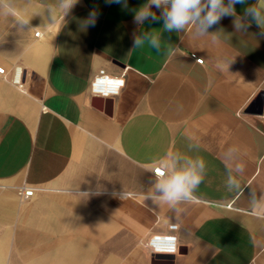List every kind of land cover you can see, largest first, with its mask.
Instances as JSON below:
<instances>
[{"label": "crops", "instance_id": "1", "mask_svg": "<svg viewBox=\"0 0 264 264\" xmlns=\"http://www.w3.org/2000/svg\"><path fill=\"white\" fill-rule=\"evenodd\" d=\"M59 3L0 0V232L7 243L22 234L20 249L35 251L0 264H264V213L250 204V192L264 195L262 29L252 22L238 32L236 17L225 16L197 37L194 27L166 31L163 7L151 8L158 20L136 23L148 0H78L66 15L50 13ZM250 6L264 0L234 5L236 16ZM93 10L95 25L84 27ZM145 33L159 51L147 41L134 48ZM218 59L232 60L228 70ZM100 69L126 71V83L111 103L94 105ZM198 157L206 169L196 201L179 211L157 203L154 168L171 176ZM229 175L242 194L229 189ZM21 186L34 195L22 199ZM172 223L179 253L156 259L142 242Z\"/></svg>", "mask_w": 264, "mask_h": 264}, {"label": "clouds", "instance_id": "2", "mask_svg": "<svg viewBox=\"0 0 264 264\" xmlns=\"http://www.w3.org/2000/svg\"><path fill=\"white\" fill-rule=\"evenodd\" d=\"M109 4H121L127 7V0H106ZM78 3V0H60L58 9L54 6L49 7L50 13H55L57 10L66 15ZM246 0H228L227 4L224 0H148V3L135 11L134 21L142 24L145 20L151 19L156 21L159 17L151 11L152 6L156 8L163 7L162 17L164 19V29L166 31H182L189 27L195 28V35L203 37L209 35L208 29L217 25L225 16L236 17L233 21L236 31L247 30V27L255 22L262 31L261 36H264V8L259 6H250L244 9V17L236 16L234 5L244 4ZM10 14L23 25H29L31 17L22 16L16 10H11ZM97 12L93 10L88 19L84 22V27L95 25ZM251 20L245 24L243 22L246 18ZM53 21H56L55 15L52 16ZM38 28H34L35 30ZM151 48L157 51L160 49L158 39L151 33H145L143 37L136 36L134 39V48H139L145 45V42ZM211 43L218 45L220 43L219 37L216 33L211 34ZM174 53L179 51V48L172 50ZM232 60L218 59L216 68L220 71L228 70ZM234 150V149H233ZM206 169V162L202 157L195 160L189 159L187 167L171 176L166 175L165 170L156 169L158 172L157 183L155 184V191L159 193L155 197L157 203L167 205L168 207L179 211L177 205L182 202H195V190L204 181V172ZM239 172H243L244 166L239 165ZM228 186L231 190L233 187L238 190V194H242L240 182L235 177L229 175ZM122 196L121 198H123ZM250 204L254 214L264 213V195L257 197L254 192H250ZM145 199L150 198L145 196Z\"/></svg>", "mask_w": 264, "mask_h": 264}, {"label": "built area", "instance_id": "3", "mask_svg": "<svg viewBox=\"0 0 264 264\" xmlns=\"http://www.w3.org/2000/svg\"><path fill=\"white\" fill-rule=\"evenodd\" d=\"M40 32H36V36H39ZM198 63H203V59L197 57L196 54L192 53ZM0 76L6 77L7 72L5 67L0 66ZM125 76L126 71H123L120 75H112L107 73L104 69L94 76L91 81V93L93 96H99L102 98H114L118 96L121 90L125 86ZM22 75L20 69L17 67L13 81L16 83L21 82ZM261 116L264 117V105ZM156 169L165 170L160 166L154 168V174L158 178V172ZM18 195L22 199H28L34 195V189L32 187L21 186L18 189ZM178 224L172 223L168 227L167 232H159L151 234L145 241L142 242V245L151 252L153 256L157 255H177L179 253V243H178Z\"/></svg>", "mask_w": 264, "mask_h": 264}, {"label": "rangeland", "instance_id": "4", "mask_svg": "<svg viewBox=\"0 0 264 264\" xmlns=\"http://www.w3.org/2000/svg\"><path fill=\"white\" fill-rule=\"evenodd\" d=\"M17 226V225H16ZM17 229V227H14ZM5 234L0 232V261H10V262H17V263H25L29 261L27 255H31V257L35 256V251L30 250L26 251V249H20L19 238L22 237V234L18 232H13L10 243L3 242V237ZM46 236V235H44ZM48 238H54V234L47 235ZM47 238V239H48ZM50 250H44L43 255L49 257L51 255Z\"/></svg>", "mask_w": 264, "mask_h": 264}, {"label": "water", "instance_id": "5", "mask_svg": "<svg viewBox=\"0 0 264 264\" xmlns=\"http://www.w3.org/2000/svg\"><path fill=\"white\" fill-rule=\"evenodd\" d=\"M105 102V104H107L108 102H112V99L111 98H102V97H99V96H95L94 99H93V104L96 105L97 103H100V102ZM257 101L260 103V111L262 112V109H263V104H264V91L261 92V94L259 95ZM156 259L157 258H161V257H169V258H173V255H157V256H154Z\"/></svg>", "mask_w": 264, "mask_h": 264}, {"label": "bare ground", "instance_id": "6", "mask_svg": "<svg viewBox=\"0 0 264 264\" xmlns=\"http://www.w3.org/2000/svg\"><path fill=\"white\" fill-rule=\"evenodd\" d=\"M21 70V69H20Z\"/></svg>", "mask_w": 264, "mask_h": 264}]
</instances>
